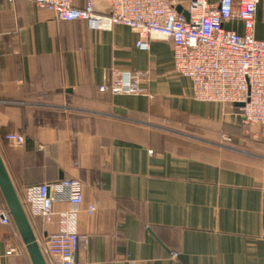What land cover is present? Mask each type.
Instances as JSON below:
<instances>
[{"label":"crops","instance_id":"0c3cea01","mask_svg":"<svg viewBox=\"0 0 264 264\" xmlns=\"http://www.w3.org/2000/svg\"><path fill=\"white\" fill-rule=\"evenodd\" d=\"M228 28L243 33L241 23ZM255 34L264 40V0ZM137 38L0 0V152L22 201L28 187L82 181L76 264H264L261 128L237 109L195 101L172 43L153 39L142 52ZM112 70L148 72L142 87L154 98L101 93ZM69 210L58 201L46 221L27 209L38 243ZM0 264H32L13 223L0 224Z\"/></svg>","mask_w":264,"mask_h":264},{"label":"built area","instance_id":"2783aa9c","mask_svg":"<svg viewBox=\"0 0 264 264\" xmlns=\"http://www.w3.org/2000/svg\"><path fill=\"white\" fill-rule=\"evenodd\" d=\"M9 3L15 0H7ZM53 13L61 22H84L90 29L109 31L124 26L137 35L136 48L151 50V41L160 39L173 45L175 71L192 83L193 98L237 109L246 125H257L264 136V40L256 38L259 0H192L178 11L175 0H25ZM106 3L104 8L100 5ZM241 23L243 33L228 25ZM148 72L112 70L110 81L100 92L113 95L154 97L142 87ZM225 140H229L224 136ZM10 143L23 146L18 133L6 135ZM65 200L70 210L61 214L63 226L48 233L38 243L49 264H76L80 246L77 215L84 203V184L79 179L28 187L23 203L34 216L51 221L53 205ZM97 205L88 207L93 216ZM6 207H0V224L12 225ZM10 248L9 253H15ZM177 252L171 253L174 261Z\"/></svg>","mask_w":264,"mask_h":264},{"label":"water","instance_id":"95a60500","mask_svg":"<svg viewBox=\"0 0 264 264\" xmlns=\"http://www.w3.org/2000/svg\"><path fill=\"white\" fill-rule=\"evenodd\" d=\"M180 13L188 14L178 7ZM242 105H237V113ZM0 193L3 197L5 207L8 210L13 224L15 225L21 239L23 240L32 264H49L42 252L36 238L27 209L14 185L11 175L0 152Z\"/></svg>","mask_w":264,"mask_h":264},{"label":"trees","instance_id":"16d2710c","mask_svg":"<svg viewBox=\"0 0 264 264\" xmlns=\"http://www.w3.org/2000/svg\"><path fill=\"white\" fill-rule=\"evenodd\" d=\"M229 140H230V138H229ZM80 247V246H79Z\"/></svg>","mask_w":264,"mask_h":264}]
</instances>
